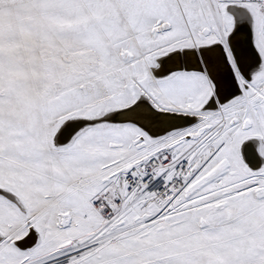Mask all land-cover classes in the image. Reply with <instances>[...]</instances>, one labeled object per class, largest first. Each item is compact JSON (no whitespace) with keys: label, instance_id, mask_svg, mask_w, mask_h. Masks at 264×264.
<instances>
[{"label":"snow or ice","instance_id":"snow-or-ice-1","mask_svg":"<svg viewBox=\"0 0 264 264\" xmlns=\"http://www.w3.org/2000/svg\"><path fill=\"white\" fill-rule=\"evenodd\" d=\"M0 264H264V0H0Z\"/></svg>","mask_w":264,"mask_h":264}]
</instances>
